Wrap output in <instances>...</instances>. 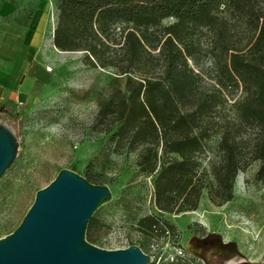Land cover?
I'll return each instance as SVG.
<instances>
[{"label":"trees","instance_id":"16d2710c","mask_svg":"<svg viewBox=\"0 0 264 264\" xmlns=\"http://www.w3.org/2000/svg\"><path fill=\"white\" fill-rule=\"evenodd\" d=\"M205 41L210 85L190 63ZM52 43L114 69L92 128L108 132L113 151L139 149L159 211L196 208L206 187L213 201L231 199L239 170L254 160L264 184V0H55ZM10 112L0 102V114ZM215 134L210 180L200 155ZM84 176L101 183L89 169ZM138 224L149 236L175 229L155 214ZM93 225L91 216L86 237Z\"/></svg>","mask_w":264,"mask_h":264},{"label":"rangeland","instance_id":"374dc122","mask_svg":"<svg viewBox=\"0 0 264 264\" xmlns=\"http://www.w3.org/2000/svg\"><path fill=\"white\" fill-rule=\"evenodd\" d=\"M4 1L12 3L15 10L0 20V66H9L12 54L26 38L34 49L27 69L34 80L18 98L0 94V102L11 107L10 113L0 115L13 125L19 141L13 162L0 177V236L18 225L35 191L60 168L68 167L82 175L89 169L96 181L111 188V199L93 211L91 237H86L98 246L135 243L151 255L147 264H201L185 248L190 234L200 230L235 239L253 259L264 255V184L256 175L259 161L239 170L231 199L213 201L206 187L196 208L178 213L159 211L153 202V173L142 171L137 163L139 149L113 151L106 143L108 132L92 128L114 69L90 64L81 51L53 45L55 0H0V5ZM35 14L40 18L30 27ZM170 21L172 18L163 20ZM199 55L198 63H190L202 71L203 83H215V77L205 70L213 65L206 41ZM240 94L237 89L229 103ZM229 103L222 115L229 113ZM216 118L221 119V114L216 113ZM218 137L213 135L212 148L200 155L210 180L209 161L217 157ZM145 214L169 219L175 229L149 236L138 224Z\"/></svg>","mask_w":264,"mask_h":264},{"label":"water","instance_id":"95a60500","mask_svg":"<svg viewBox=\"0 0 264 264\" xmlns=\"http://www.w3.org/2000/svg\"><path fill=\"white\" fill-rule=\"evenodd\" d=\"M0 115V177L13 162L18 137ZM112 197L108 184L95 183L62 167L44 186L18 225L0 236V264H147L152 260L138 244L105 248L86 238L93 211ZM259 264L258 262H254Z\"/></svg>","mask_w":264,"mask_h":264},{"label":"flooded vegetation","instance_id":"af4514ba","mask_svg":"<svg viewBox=\"0 0 264 264\" xmlns=\"http://www.w3.org/2000/svg\"><path fill=\"white\" fill-rule=\"evenodd\" d=\"M185 248L196 256L201 264H264V255L255 260L235 239L227 238L216 231L192 232Z\"/></svg>","mask_w":264,"mask_h":264},{"label":"crops","instance_id":"0c3cea01","mask_svg":"<svg viewBox=\"0 0 264 264\" xmlns=\"http://www.w3.org/2000/svg\"><path fill=\"white\" fill-rule=\"evenodd\" d=\"M14 10L15 6L12 3L2 2L0 5V20L10 15ZM39 18L40 15L35 14L30 22V27ZM27 42L26 38L21 40L11 56L8 67L0 66V94L3 96L18 98L19 95L25 94L33 83L34 79L27 74V69L31 63L34 49Z\"/></svg>","mask_w":264,"mask_h":264},{"label":"built area","instance_id":"2783aa9c","mask_svg":"<svg viewBox=\"0 0 264 264\" xmlns=\"http://www.w3.org/2000/svg\"><path fill=\"white\" fill-rule=\"evenodd\" d=\"M47 68H50V66L48 65Z\"/></svg>","mask_w":264,"mask_h":264}]
</instances>
